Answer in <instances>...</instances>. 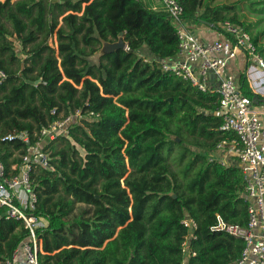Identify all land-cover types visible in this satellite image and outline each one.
Returning <instances> with one entry per match:
<instances>
[{
  "label": "trees",
  "instance_id": "trees-1",
  "mask_svg": "<svg viewBox=\"0 0 264 264\" xmlns=\"http://www.w3.org/2000/svg\"><path fill=\"white\" fill-rule=\"evenodd\" d=\"M178 1L190 24L242 26L264 58L259 35L236 17L226 18L227 6ZM41 2L27 16L20 12L23 2L0 4V70L6 74L0 85V137L27 132L32 142L54 119L52 110L63 116L88 111L97 118L47 141L41 148L47 166L31 172L35 215L46 221L38 231L40 262L183 264L181 221L188 217L197 228L189 243L195 255L186 264H235L243 241L213 228L218 220L246 226L242 173L237 166L208 161L216 144L229 138L218 129V95L160 69L178 51L168 16L140 0ZM121 34L127 50L89 60ZM141 54L151 62L143 63ZM75 146L84 151L82 157ZM25 149L20 141L2 142L0 159L8 168ZM77 205L85 208L76 213ZM1 213L3 262L26 230Z\"/></svg>",
  "mask_w": 264,
  "mask_h": 264
},
{
  "label": "built area",
  "instance_id": "built-area-1",
  "mask_svg": "<svg viewBox=\"0 0 264 264\" xmlns=\"http://www.w3.org/2000/svg\"><path fill=\"white\" fill-rule=\"evenodd\" d=\"M152 2L171 20L178 37L177 55L162 62L161 71L189 82L202 93L218 95L216 113L221 119L218 129L230 137L216 144L208 161L223 168L237 166L242 173L248 203L246 226L226 225L218 220L213 229L243 241L244 247L235 264H264V125L261 121L264 112L255 108L254 100L244 94L247 92L264 99V58L242 26L229 21L219 23L217 31L222 35L221 39L206 42L183 25V7L178 0ZM221 54L224 57H220ZM237 54L245 60L242 82L227 71L229 62ZM141 59L148 62L145 57L141 56ZM5 78L6 74L0 70V85ZM208 80H213V86L207 84ZM51 115L54 119L33 134L32 142L27 132L0 137V143L20 141L26 145L18 163L6 168L0 159L1 215L21 222L26 230L25 239L11 258L0 264H42L38 231L46 226V221L35 215L37 195L32 187L31 172L35 167L47 166V155L41 149L47 141L67 137L71 127L97 118L93 112L80 110L67 116L57 115L56 110H52ZM181 224L186 230L181 251L185 257L194 256L189 243L195 239L196 223L185 217Z\"/></svg>",
  "mask_w": 264,
  "mask_h": 264
},
{
  "label": "rangeland",
  "instance_id": "rangeland-1",
  "mask_svg": "<svg viewBox=\"0 0 264 264\" xmlns=\"http://www.w3.org/2000/svg\"><path fill=\"white\" fill-rule=\"evenodd\" d=\"M4 1L5 0H0V4ZM24 1L25 0H10V5L15 6L17 3L23 2L20 7V12L26 16L32 14L38 5H42L44 3H42L41 0H31L30 2ZM210 2L212 6H227L229 9L224 13L226 18L236 17L245 25H250L251 34L259 35V48H264V0H210ZM6 26L10 29V25L8 23H6ZM52 44L54 46L53 42ZM98 54L90 57L89 59L95 63L97 61ZM75 148L79 156L82 157L84 155V151L79 146H75ZM16 155L17 153H15V156ZM83 208L85 207L77 205L75 207V212L77 213Z\"/></svg>",
  "mask_w": 264,
  "mask_h": 264
},
{
  "label": "crops",
  "instance_id": "crops-1",
  "mask_svg": "<svg viewBox=\"0 0 264 264\" xmlns=\"http://www.w3.org/2000/svg\"><path fill=\"white\" fill-rule=\"evenodd\" d=\"M147 8H149L152 11H158L156 9V5L152 2V0H140ZM182 6V5H181ZM183 13H184V9H183ZM183 19V16H182ZM170 20V19H169ZM171 22V20H170ZM230 22V21H229ZM182 23H184L183 25L191 32L194 33L195 35H197L201 40L206 41V42H212L218 39H221L222 35L217 31V28H214L213 26L210 25H206L201 23L198 24H190L189 22L185 21L184 19L182 20ZM222 23V22H221ZM172 24V22H171ZM173 26V24H172ZM174 27V26H173ZM175 28V27H174ZM176 30V29H175ZM126 47V45H125ZM125 50V48L123 49ZM145 53V52H144ZM99 56V55H98ZM142 57H145L148 62L150 63V57L146 56V54H141ZM141 56L140 59H141ZM220 57H224V54H221ZM90 60V59H89ZM142 60V59H141ZM143 61V60H142ZM163 62V61H162ZM161 62V64H162ZM145 63V62H143ZM245 68V60L243 58V56L241 54H237L236 58L234 60H232L231 62H229L228 67H227V71L231 74L234 75V77L236 79L240 78V76L242 75L243 71ZM161 69V67H160ZM178 78V77H177ZM181 79V78H180ZM189 83V82H188ZM207 84L213 86V80H208ZM195 89V88H194ZM197 90V89H196ZM261 100H264L262 98L258 99L257 103H254V107L257 108L258 110H260L262 113L264 112V106L261 104ZM217 114V113H216ZM218 116V115H217ZM219 117V116H218ZM261 121L263 122L264 125V115L261 117ZM230 137V136H229ZM209 157V155H208ZM188 257H185V260L183 262V264H186Z\"/></svg>",
  "mask_w": 264,
  "mask_h": 264
},
{
  "label": "water",
  "instance_id": "water-1",
  "mask_svg": "<svg viewBox=\"0 0 264 264\" xmlns=\"http://www.w3.org/2000/svg\"><path fill=\"white\" fill-rule=\"evenodd\" d=\"M125 48V43L122 40V34L120 35V38L116 41V42H104L102 44L101 50H100V54H104V53H111L113 51L116 50H123ZM210 79H212V76H210ZM171 100V99H170ZM261 104L264 106V100H261ZM175 197V196H173Z\"/></svg>",
  "mask_w": 264,
  "mask_h": 264
}]
</instances>
